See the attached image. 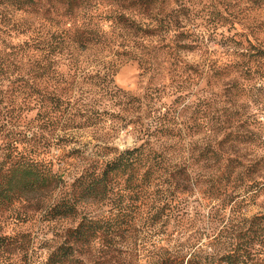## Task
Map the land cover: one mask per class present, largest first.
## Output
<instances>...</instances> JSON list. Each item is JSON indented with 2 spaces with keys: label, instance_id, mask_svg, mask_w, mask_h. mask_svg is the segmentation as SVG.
Segmentation results:
<instances>
[{
  "label": "trees",
  "instance_id": "1",
  "mask_svg": "<svg viewBox=\"0 0 264 264\" xmlns=\"http://www.w3.org/2000/svg\"><path fill=\"white\" fill-rule=\"evenodd\" d=\"M115 1L122 13L85 24L79 14L87 0H0V214L11 218L13 236L0 234V264H264V46L241 20L245 0L221 8L238 28L219 44L241 50L235 37L245 35L241 52H249L229 70L231 81L183 105L192 110L186 119L155 107L157 88L125 97L124 109L137 112L124 123L133 126L135 144H105L65 182L51 154L53 136L113 117L106 108L83 107L79 82L97 81L118 105L125 94L114 85L116 70L84 74L71 59L91 48L111 52L121 25L147 36L168 31L161 49L177 57L163 0ZM262 1L251 0L255 7ZM132 11L154 12L155 26L127 18ZM184 65L208 84L200 67ZM60 184L59 196L51 195ZM260 203V212L244 215ZM87 205L96 209L85 212ZM60 218L72 225L55 244L33 240L32 225ZM144 227L154 232L149 246L138 255L123 249L122 240Z\"/></svg>",
  "mask_w": 264,
  "mask_h": 264
},
{
  "label": "rangeland",
  "instance_id": "2",
  "mask_svg": "<svg viewBox=\"0 0 264 264\" xmlns=\"http://www.w3.org/2000/svg\"><path fill=\"white\" fill-rule=\"evenodd\" d=\"M248 2L247 16L240 15L242 22L249 27L253 37L259 44L264 46V6L255 7L251 0ZM87 6L81 11L79 17L85 22L92 17L93 21L99 20L101 16H116L122 13L121 8L115 0H87ZM234 0H163V16L170 17L172 22L173 42L177 46L176 59L181 60L174 66V54L168 47H162L164 38L169 36L168 31L160 29L151 30L152 34L144 35L136 32L135 28H126L121 25L120 30L114 29L111 36V52L100 48H91L71 59L70 63L82 65L83 73H109L116 70L113 75L114 85L124 91L119 98L109 100L101 94L97 81L79 82L76 94L82 95L83 107L87 109L106 108L111 112L110 117L104 122L91 124L86 127L76 126L67 130H60L53 136V148L51 154L56 166L64 173V180L69 181L81 166H84L90 157H95L105 144L120 148L133 146L135 130L131 124H125L129 119L137 116L135 109L126 111L124 109L125 97L141 96L147 88H157L158 100L155 107L161 112L170 110V114H182L181 118L190 115L191 109L183 107L196 102L197 97L210 96L213 91H221L226 83L231 81L229 70L241 62L249 52L245 51V35H236L240 49L223 47L220 41L234 33L238 27H230V24L221 14V8ZM264 1H262L263 3ZM231 9H238L237 6ZM154 12H151L153 14ZM129 19L135 20L142 27H154L156 22L151 21V14L139 12H124ZM108 28V23H104ZM112 28V27H111ZM123 34L125 37L120 38ZM217 39V40H214ZM220 43V44H219ZM242 44V45H241ZM189 45V47H187ZM127 52H123L124 50ZM119 50V52H117ZM152 50V53L150 51ZM117 52V53H116ZM241 52V53H240ZM115 53V55H114ZM151 55L152 65L146 67V61ZM76 62V63H73ZM200 67L208 76V84L203 75L193 74L184 63ZM108 70V71H107ZM126 95V96H125ZM178 98V99H176ZM176 99V101H174ZM243 100H238L242 103ZM118 116V118L116 117ZM182 120V119H181ZM177 121V122H181ZM175 127V124L170 122ZM204 135H197L196 141L204 142L208 139ZM63 180V181H64ZM63 191L62 184L55 187L51 195L59 196ZM263 203L251 204L245 207L244 215H254L262 210ZM95 205L84 207L85 212L94 211ZM72 225V220L60 218L52 223H39L32 225L17 226L21 229H30L35 242L55 244L59 232L67 226ZM137 234L122 240V248L138 255L141 246L148 247L150 241L155 237L152 230L139 228ZM0 234L12 236V220L3 213L0 214ZM152 239V240H150ZM145 244V245H144ZM136 250V251H135ZM142 251V250H141ZM143 256V255H141ZM132 259V258H131Z\"/></svg>",
  "mask_w": 264,
  "mask_h": 264
}]
</instances>
